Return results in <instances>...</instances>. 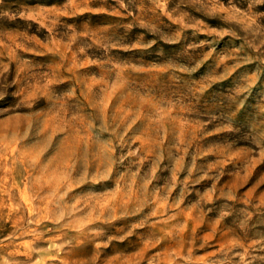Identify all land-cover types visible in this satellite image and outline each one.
Listing matches in <instances>:
<instances>
[{"label": "rangeland", "instance_id": "1", "mask_svg": "<svg viewBox=\"0 0 264 264\" xmlns=\"http://www.w3.org/2000/svg\"><path fill=\"white\" fill-rule=\"evenodd\" d=\"M0 264H264V0H0Z\"/></svg>", "mask_w": 264, "mask_h": 264}]
</instances>
